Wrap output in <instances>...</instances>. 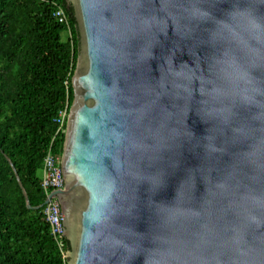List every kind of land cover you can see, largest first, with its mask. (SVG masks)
Instances as JSON below:
<instances>
[{
	"label": "water",
	"instance_id": "1",
	"mask_svg": "<svg viewBox=\"0 0 264 264\" xmlns=\"http://www.w3.org/2000/svg\"><path fill=\"white\" fill-rule=\"evenodd\" d=\"M64 3L68 264H264V0Z\"/></svg>",
	"mask_w": 264,
	"mask_h": 264
},
{
	"label": "trees",
	"instance_id": "2",
	"mask_svg": "<svg viewBox=\"0 0 264 264\" xmlns=\"http://www.w3.org/2000/svg\"><path fill=\"white\" fill-rule=\"evenodd\" d=\"M55 0H0V264H68L70 241L62 249L43 207L27 208L14 163L33 206L45 200L41 169L51 142L62 153L74 93L79 38L72 10L66 25L55 16ZM65 7L64 0H56Z\"/></svg>",
	"mask_w": 264,
	"mask_h": 264
},
{
	"label": "built area",
	"instance_id": "3",
	"mask_svg": "<svg viewBox=\"0 0 264 264\" xmlns=\"http://www.w3.org/2000/svg\"><path fill=\"white\" fill-rule=\"evenodd\" d=\"M54 14L66 25V29L69 32L71 38V25L66 9L58 1H54ZM68 117V111L65 108L60 111L58 115V122L60 126L58 131L62 129L66 123ZM61 155L53 151L52 142L45 153L43 159V166L41 169L42 189L46 197H49L48 202L44 205L43 211L50 224L51 233L57 241V244L62 249L64 244V231H63V216L59 199L56 196L51 195V192L62 189L64 187V177L61 168ZM45 197V198H46ZM67 256V252L65 254Z\"/></svg>",
	"mask_w": 264,
	"mask_h": 264
},
{
	"label": "rangeland",
	"instance_id": "4",
	"mask_svg": "<svg viewBox=\"0 0 264 264\" xmlns=\"http://www.w3.org/2000/svg\"><path fill=\"white\" fill-rule=\"evenodd\" d=\"M68 37H69V32H68V30H64V31H62V33H61V38H62V40H67Z\"/></svg>",
	"mask_w": 264,
	"mask_h": 264
},
{
	"label": "clouds",
	"instance_id": "5",
	"mask_svg": "<svg viewBox=\"0 0 264 264\" xmlns=\"http://www.w3.org/2000/svg\"><path fill=\"white\" fill-rule=\"evenodd\" d=\"M66 9V8H65ZM67 30V29H66ZM70 36V35H69ZM67 122V121H66ZM66 128V127H65ZM62 154V153H61ZM46 199V198H45Z\"/></svg>",
	"mask_w": 264,
	"mask_h": 264
}]
</instances>
